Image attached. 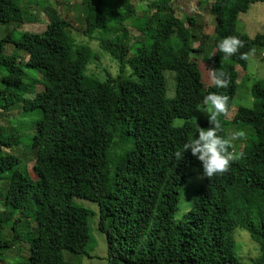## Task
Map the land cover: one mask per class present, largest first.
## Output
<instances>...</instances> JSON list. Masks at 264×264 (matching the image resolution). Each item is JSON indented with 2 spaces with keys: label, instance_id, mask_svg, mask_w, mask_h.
Wrapping results in <instances>:
<instances>
[{
  "label": "trees",
  "instance_id": "16d2710c",
  "mask_svg": "<svg viewBox=\"0 0 264 264\" xmlns=\"http://www.w3.org/2000/svg\"><path fill=\"white\" fill-rule=\"evenodd\" d=\"M170 1L141 8L131 0H87L78 27L58 12L68 0L32 6L0 0V25L15 26L0 38V112L18 109L30 117L32 132L18 151L15 131L0 130V151H8L0 156V175L9 171L0 184V263L5 251L21 249L19 242L28 245V256L21 249L24 258L14 264H75L64 252L93 258L86 251L93 215L75 203L82 199L98 206L107 264H244L235 250L236 229L258 246L252 264H264V80L251 87L252 106L238 107L224 124L239 87L236 68L245 70L248 54L264 47V34L250 38L237 30L238 17L264 0H212L210 36L199 35L194 16L178 19ZM41 10L46 28L38 32ZM23 23L35 27L29 31ZM129 28L136 39L129 40ZM227 36L244 42L231 57L217 48ZM203 47L213 51L208 67L225 73L226 88L204 86L191 57ZM101 52L116 63L114 75L101 67ZM90 63L100 72L87 74ZM165 71L175 74L173 98L166 96ZM209 93L229 97L218 135L228 138L230 126L248 130L244 141H231L229 170L211 178L190 150L183 153L199 127H211L209 115L196 116L208 109L203 97ZM176 119L182 125L174 126ZM193 168L204 182L191 209L175 220ZM5 228L9 239L2 237Z\"/></svg>",
  "mask_w": 264,
  "mask_h": 264
},
{
  "label": "rangeland",
  "instance_id": "374dc122",
  "mask_svg": "<svg viewBox=\"0 0 264 264\" xmlns=\"http://www.w3.org/2000/svg\"><path fill=\"white\" fill-rule=\"evenodd\" d=\"M53 3V0H50ZM70 3H67L66 7L59 8V14L63 18H72L69 19L71 22L74 20V23L79 26H83V17L87 14V0H69ZM152 0H131V3L141 8L145 7L146 3ZM19 4H27L32 6L36 0H17ZM212 0H171L170 5L174 10V15L181 19L183 22H186V16L192 15L196 18V25L199 26V35H213V27H214V18L208 13L209 4ZM39 18L41 23L36 26V30L38 32H43L46 28L45 15L42 13V10L39 12ZM141 13L138 12V17H142ZM137 17V18H138ZM81 24V25H80ZM23 28L29 31H32L35 27V24L31 23H23ZM15 30L14 24L9 25H0V38L3 37L7 32H11ZM237 30L241 33L246 34L250 38H253L257 34H264V3H254L249 6L246 12L242 13L238 17L237 22ZM129 32V40L136 39L137 33L134 32L131 28L128 30ZM174 37V33L172 34ZM87 44V42H85ZM91 47L94 50H97V43L95 40H90ZM90 46V45H89ZM193 49L198 47V43L192 44ZM212 54V50L208 51L207 47H203V50L199 53H191V57L196 59L201 74L202 80L205 87L212 85L209 82L207 69L208 67V54ZM102 61L100 62L101 67L107 68L111 75H114L117 71V65L114 60L107 54L102 53ZM101 68H97L94 63H90L88 66L87 74L100 72ZM237 81L239 83V87L237 89L236 95L232 101V105L230 111L227 115V119H225L224 124L228 125L232 116L235 114L238 107H247L250 108L252 106V98L250 95L251 87L254 82L258 80H264V47L261 49H256L248 54V63L247 68L242 70L240 67H237ZM36 75H38L36 73ZM39 76V75H38ZM36 76V78L38 77ZM165 82H166V96L167 98H172L175 95V74L174 72L165 71L164 72ZM30 81V80H29ZM37 88H40V84H37ZM33 94L28 95L31 97ZM7 104V102L5 103ZM10 104V102L8 103ZM210 107V106H209ZM208 107V109H209ZM207 107H201L198 109L196 116L200 119H206L208 116ZM195 118V116H194ZM31 122L30 117L23 116L22 112L18 109H15L11 112H0V130L4 131L3 133H7L5 135H10V131L14 130L15 135L20 138V147L16 149L18 151H23L26 148L28 135L32 132L29 131L28 126ZM182 120H174V126L182 125ZM250 132L252 130L249 128ZM241 131L239 128L230 126L228 128V138L232 133ZM244 136L237 138L233 141L241 140L244 141L246 138V134L248 130H244ZM241 148V145H239ZM7 150L5 148H1L0 156L5 155ZM8 152V151H7ZM32 163L28 164V168L31 169ZM8 172L0 175V184L1 182H6V176H8ZM6 178V179H5ZM204 178L201 174L197 172L196 169H192V175L189 177L187 182L182 186L179 196L178 202V210L175 213V220H180L181 217L191 209L193 197L195 192L200 188L203 184ZM3 194L4 188L0 185V211L3 209ZM75 203L81 207H84L91 211L92 217L89 218V242L86 248L89 256L93 258H88L86 256H75L71 253L64 252L63 257L65 261H74L75 264H107L106 262V242L105 236L97 231V220H98V206L90 201L86 200H78L75 199ZM34 230V224L31 225ZM2 237L5 239H9L10 233L5 228L2 231ZM234 239H235V250L239 260L244 264H252L253 260L258 255V246L255 242L251 240L248 233L242 229H236L234 231ZM20 247L25 251L24 257L28 256V245L26 243L19 242L15 247ZM25 248V249H24ZM21 249H9L5 251V256H3V261L0 264H14V261L20 260V258H24L21 252Z\"/></svg>",
  "mask_w": 264,
  "mask_h": 264
},
{
  "label": "clouds",
  "instance_id": "9594fccd",
  "mask_svg": "<svg viewBox=\"0 0 264 264\" xmlns=\"http://www.w3.org/2000/svg\"><path fill=\"white\" fill-rule=\"evenodd\" d=\"M68 2L70 3L69 0ZM243 46L244 42L236 36L224 37L217 43V48L225 57L235 55ZM241 59H247V54H243ZM207 75L209 82L215 87L226 88L228 86L229 81L223 71L208 68ZM228 100V96L217 93H209L204 96L203 104L210 106L207 113L211 127L208 129L199 127L198 138L192 139L183 145V153L190 150L191 154L202 163L203 174L207 178L224 174L229 170L230 163L233 160V155L228 152L231 141L244 136L243 131L234 132L229 138L218 135V130L221 128L218 116L227 112ZM183 153H175L177 160L182 158Z\"/></svg>",
  "mask_w": 264,
  "mask_h": 264
}]
</instances>
